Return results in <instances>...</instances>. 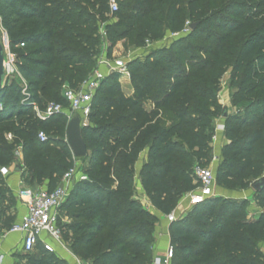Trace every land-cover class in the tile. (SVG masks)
Returning a JSON list of instances; mask_svg holds the SVG:
<instances>
[{
  "label": "trees",
  "instance_id": "trees-1",
  "mask_svg": "<svg viewBox=\"0 0 264 264\" xmlns=\"http://www.w3.org/2000/svg\"><path fill=\"white\" fill-rule=\"evenodd\" d=\"M258 1L190 0V24L196 27L187 39L128 63L132 96L123 92L118 73L101 82L82 130L88 150L84 179L75 183L58 218L62 240L80 260L153 264L158 219L135 199V166L145 150L139 182L165 216L197 188L194 162L210 165L217 118L224 119L228 142L215 172L216 186L247 191L264 176V0ZM120 5L113 13L118 22L106 26L110 52L132 35L138 44L162 39L163 30L151 16L158 7L168 8L171 33L185 29L182 0H123ZM109 15L110 0H0L1 27L28 95L16 77L6 79L0 94V225L6 231L16 223L14 197L1 169L14 164L18 152L32 181L47 182L49 191L75 168L66 142L67 116L42 120L33 104L68 106L63 88L79 89L96 70L99 25ZM197 39L203 44L192 42ZM228 72L234 113L218 96ZM39 132L47 135L46 142ZM253 200L262 210L253 220L246 200L214 197L192 207L171 224V264H264L259 246L264 190ZM38 245L40 256L26 254L23 264H66Z\"/></svg>",
  "mask_w": 264,
  "mask_h": 264
},
{
  "label": "built area",
  "instance_id": "built-area-1",
  "mask_svg": "<svg viewBox=\"0 0 264 264\" xmlns=\"http://www.w3.org/2000/svg\"><path fill=\"white\" fill-rule=\"evenodd\" d=\"M110 9L112 13L118 11L119 7L117 0H110ZM189 29H191V24L188 22L183 32H186ZM0 41L5 50L3 64L6 79H12L16 76L20 77L16 67L17 56L10 50L9 39L5 31L3 32ZM100 65H105L111 74H129L127 68L128 63L124 60L111 61L108 58L106 59L102 57L98 62V66ZM103 80V74L96 69L94 73L82 83L79 89L74 90L68 86H64L62 96L69 106V112L66 113L63 110V105L51 102L45 112L41 114L39 113V107L33 104L37 116L42 120H46L55 114L61 113L65 114L69 121L74 113H78L82 119L83 126L88 125L93 97ZM22 81L25 86V81ZM23 94L28 96L26 86L23 89ZM219 98L222 106H231L230 98L225 96ZM1 109L2 106H0V110ZM38 138L41 142H46L48 140V137L44 132H39ZM7 139L12 140V136L8 135ZM2 171H4V169H2ZM193 174L198 186L194 191L183 197V201L187 202V207H181V209H178L177 207L167 216V220L171 224L184 217L187 214L188 209L201 205L207 200L214 198L216 178L213 167L197 165L193 170ZM76 175L77 171L75 168L68 171L61 179L60 184L52 191L47 189L29 188L19 192V197L26 206L27 214L19 222L13 224L8 233L24 235L23 251L25 254H31L36 249L43 234H47L55 240L61 239L58 218L63 204L66 202L74 187V178ZM42 245L47 252H54L53 248L47 243H43ZM173 255L174 249L170 246L163 257L156 258L155 264H171Z\"/></svg>",
  "mask_w": 264,
  "mask_h": 264
},
{
  "label": "crops",
  "instance_id": "crops-1",
  "mask_svg": "<svg viewBox=\"0 0 264 264\" xmlns=\"http://www.w3.org/2000/svg\"><path fill=\"white\" fill-rule=\"evenodd\" d=\"M104 58H108L105 56ZM101 74H103L104 79L108 77L111 73L105 65H97L96 68ZM120 83L122 86L123 92L127 96H132L134 94V90L132 88L130 74L122 75L120 79ZM220 129L218 131V137L224 138L222 144L215 140L216 146L219 145L220 147L215 149L216 157H221L222 148L227 144V140L224 137V121L218 122ZM148 150H145L141 153L140 158L135 166L136 174L139 177L143 164L147 161ZM4 171L1 169V173L5 179L6 187L12 193L14 197V203L11 206L12 215L15 217V222H19L26 214L27 209L24 202L19 197V192L24 189H47L48 183L46 182L44 185L39 186L35 182L32 181V176L26 171V168L23 165V156L21 152H18V158L16 162L12 164L10 167L3 168ZM84 177V176H83ZM80 174L74 178V185L76 182L84 179ZM136 189L137 194L135 199L140 201L142 205L149 212H151L156 218L158 219V223L155 228L154 238L155 243L153 246V264H155L156 258L163 257L168 248L172 245V236H171V223L168 222L167 216L163 215L160 211L156 210L147 199L144 190L138 179H136ZM220 195L215 197H224V198H232L235 200H246L249 202L250 206L248 208V212H252L254 218L248 219H257L258 215L262 212V210L256 205L254 202V192H241V193H234L232 191L226 190L224 188H219ZM181 207H187V202L181 200L178 205V209ZM23 239L24 235L17 234V233H8V231L1 228L0 225V264H23V257L26 255L23 251ZM43 243H47L50 245L54 252L53 254L66 264H87L86 262L80 260L77 256H75L68 245L62 240H55L48 236L47 234H43L39 240V245L42 247ZM32 256L39 257L40 253L39 250L35 249L32 253Z\"/></svg>",
  "mask_w": 264,
  "mask_h": 264
},
{
  "label": "rangeland",
  "instance_id": "rangeland-1",
  "mask_svg": "<svg viewBox=\"0 0 264 264\" xmlns=\"http://www.w3.org/2000/svg\"><path fill=\"white\" fill-rule=\"evenodd\" d=\"M122 1L123 0H117L119 9H121L120 3ZM189 1L190 0H182V5H181V7L186 12L185 27H186L188 22L189 23L191 22V18H190L189 14H188V3H189ZM255 2H259V1L255 0ZM207 6L210 7L211 3L207 2ZM151 16L153 17L154 21L158 25H160L161 30H163L162 39H160V40H158L156 42L146 41V42H144V44H138L135 35H132L128 40L118 43L113 48V50L110 52L109 51L110 43H109L108 37L106 35L107 34L106 33V26L107 25H112L113 26V25H115L118 22V20L113 17V13L111 12V15L106 17V19L103 22H101L100 25H99V36H100V39H101V47H100L101 53H100V56H99L98 60H100L102 57L107 56L108 59L111 60V61L124 60L127 63H129L131 61H134V60L143 61V60H145L146 57H148V55L150 53L154 52L155 50L164 49V48H170L174 43H176V42H178V41H180L182 39H187V37L193 31L192 29H189L186 32H182L180 34L171 33V31H170V29L168 27V25H169V13H168V8L166 6H162V7L156 8L155 10L152 11ZM226 16H230V15L227 14ZM117 30L119 32H122L124 30V28L123 27H117ZM3 32L4 31L2 30L1 22H0V40L2 38ZM215 32H217V33L222 32L221 28L220 29H218V28L215 29ZM192 42L203 44V41L201 39L200 40L197 39V41H192ZM120 77H122V75H120ZM16 78L21 82L22 86H24V83L20 80V78L18 76H16ZM120 85H121V83H120ZM230 94H231L230 93V72H228L227 74H225L222 77V79L220 81L218 96L219 97L225 96L227 98H230V96H231ZM219 100H220V98H219ZM47 103H45L43 105V107H39V113L42 114V113L45 112L46 108L50 104V103H48V104ZM223 108L228 109L232 113L235 112V110L231 106L229 107V106L225 105V106H223ZM33 110H34V112H36L34 107H33ZM63 110L66 113H68L69 112V107L66 106V105H63ZM220 121L222 122V121H224V119L223 118H217L216 120H214V123H213L214 124V131H213L212 143H211V154H210L211 162H210V165L208 167H210V166L213 167L214 172H216V170H217V168L219 166L220 160H221V157L220 158L216 157V152H215V149L220 147L219 145L216 146V144H215V139H217L218 131H219L220 126H221V125H218V122H220ZM223 132H224V130H223ZM218 140L222 144V142L224 141V138H221V137L219 138L218 137L217 141ZM74 161H75V169H76L77 173L80 174L83 177L84 176L83 172H84L85 167L87 166V161H84V159H74ZM199 164H200L199 162H194L193 168H195V166H197ZM203 165L205 166L206 164H203ZM193 168H192V170H194ZM136 179H138V181H139V177H138L137 174H136V177H135V181H136ZM219 188H222V187L216 186L215 191H214V197L217 196V195H220ZM248 191L250 192V191H253V190L249 189V190H247L245 192H248ZM232 192L241 193L243 191H232ZM135 193L137 194L136 187H135ZM221 198H224V197H221ZM226 199L235 200V199H232V198H226ZM236 201H241V200L239 199V200H236ZM143 207H144V205H143ZM145 209H147V208H145ZM189 211H190V209H188V212ZM258 217H259V215H258ZM248 218H254L252 212H250V211L248 212ZM250 220H253V219H250ZM259 246H260V249L262 250V252H264V242L260 243Z\"/></svg>",
  "mask_w": 264,
  "mask_h": 264
},
{
  "label": "water",
  "instance_id": "water-1",
  "mask_svg": "<svg viewBox=\"0 0 264 264\" xmlns=\"http://www.w3.org/2000/svg\"><path fill=\"white\" fill-rule=\"evenodd\" d=\"M196 24L191 26V29H195ZM4 46L0 41V94L4 89L6 76L4 68ZM227 113L224 114V118ZM85 126L82 124V119L78 113H74L71 119L68 121L66 128V142L71 150L74 159H83L88 155L86 143L83 138L82 130ZM251 189L254 192H262L264 190V177L258 179L251 185Z\"/></svg>",
  "mask_w": 264,
  "mask_h": 264
}]
</instances>
